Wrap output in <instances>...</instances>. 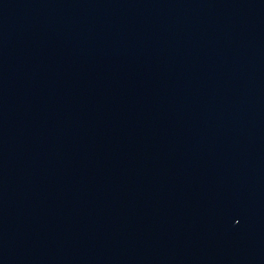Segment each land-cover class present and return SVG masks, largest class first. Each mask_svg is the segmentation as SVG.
<instances>
[{"label": "water", "instance_id": "water-1", "mask_svg": "<svg viewBox=\"0 0 264 264\" xmlns=\"http://www.w3.org/2000/svg\"><path fill=\"white\" fill-rule=\"evenodd\" d=\"M0 264H264V0H0Z\"/></svg>", "mask_w": 264, "mask_h": 264}]
</instances>
